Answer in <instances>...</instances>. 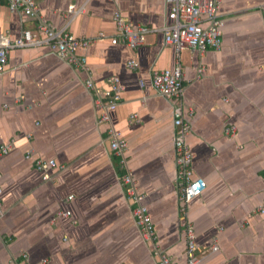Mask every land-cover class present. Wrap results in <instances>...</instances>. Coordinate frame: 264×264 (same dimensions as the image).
Masks as SVG:
<instances>
[{"label": "crops", "instance_id": "0c3cea01", "mask_svg": "<svg viewBox=\"0 0 264 264\" xmlns=\"http://www.w3.org/2000/svg\"><path fill=\"white\" fill-rule=\"evenodd\" d=\"M35 1L44 22L92 41L76 51L86 68L44 45L7 54L0 146L12 145L0 151V264H156L131 216L109 148L110 125L127 143L124 169L143 194L161 250L186 264L185 221L201 264H264V214L256 211L264 197V0H218L221 45L201 57L189 49L177 54L159 30L135 48L120 42L115 10L133 24L160 28L169 23L165 0ZM79 6L82 12L70 11ZM27 28L35 30L36 19L0 0V36L15 38ZM177 63L189 121L185 141L193 174L206 185L186 204L176 177L173 101L151 85L154 70ZM111 75L123 88L101 122L93 99L96 92L106 97ZM87 78L96 91L85 86ZM230 125L233 133L225 131ZM35 156L55 160L48 179L34 168ZM66 209L69 216L57 215Z\"/></svg>", "mask_w": 264, "mask_h": 264}, {"label": "built area", "instance_id": "2783aa9c", "mask_svg": "<svg viewBox=\"0 0 264 264\" xmlns=\"http://www.w3.org/2000/svg\"><path fill=\"white\" fill-rule=\"evenodd\" d=\"M169 4L167 18L169 23L160 28H152L140 24H133L125 19L120 11L113 12V20L116 32L120 37V42L135 48L143 43L145 36L154 31H161L163 41L166 44L174 46L178 54L182 49H189L196 52L200 57L208 49H219L221 45L220 27L221 19L218 17V0H165ZM6 6L10 10L22 12L25 16L36 19L35 30L23 29L15 37L0 36V72L5 67L7 54L13 48L47 46L58 57L64 59L67 63L74 66L85 67V57L76 53L80 47H86L92 39L76 37L65 28H53L41 18L39 6L35 0H5ZM75 14L83 11V6L70 8ZM119 38H111V43L115 44ZM127 65L134 67V61L129 60ZM198 74L203 72L202 65L197 67ZM108 91L106 97L96 92L97 96L93 99L94 105L99 109V121H108L109 113L116 108L120 100L122 84L116 75L108 78ZM151 85L165 98L173 101V128L172 141L175 151L176 177L179 187V200L183 204L189 202L192 198L200 195L205 189V181L193 174L192 152L185 141L189 132V121L182 113V95H183V72L180 64L177 63L172 69L154 70L151 73ZM85 86L89 90H95V85L90 78L85 80ZM131 117H134L132 115ZM234 125L226 126L227 133H233ZM109 137V148L114 156L118 158V168L121 170L120 180L124 186V193L132 201L131 216L144 240L151 243L156 254V264H177L165 251L161 250L157 243V234L154 225L149 216L146 205L143 203V194H141L125 167L124 155L127 149V143L120 134V131L110 125L107 128ZM12 141L0 146V151L6 153L11 147ZM30 150L25 154L30 158ZM57 164L54 159H44L38 156L33 158V166L41 172L43 180L48 179L47 170L55 167ZM72 195L67 196V199ZM183 212L185 208L182 207ZM256 211L264 214V197L257 206ZM57 215L69 216V210H58ZM182 233L185 239L184 258L186 264H201V256L197 250L194 230L190 223L183 221ZM216 239L211 246V250H216Z\"/></svg>", "mask_w": 264, "mask_h": 264}]
</instances>
